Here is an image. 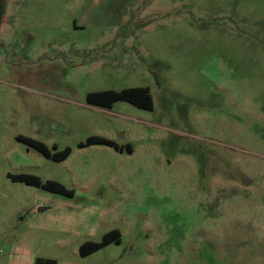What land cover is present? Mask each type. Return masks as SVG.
<instances>
[{
    "label": "rangeland",
    "instance_id": "374dc122",
    "mask_svg": "<svg viewBox=\"0 0 264 264\" xmlns=\"http://www.w3.org/2000/svg\"><path fill=\"white\" fill-rule=\"evenodd\" d=\"M5 22L0 264H264V0H6ZM131 88L152 110L87 101Z\"/></svg>",
    "mask_w": 264,
    "mask_h": 264
},
{
    "label": "trees",
    "instance_id": "16d2710c",
    "mask_svg": "<svg viewBox=\"0 0 264 264\" xmlns=\"http://www.w3.org/2000/svg\"><path fill=\"white\" fill-rule=\"evenodd\" d=\"M4 14L5 0H0V24L2 22ZM87 101L90 105L103 108H111L115 103L124 101L142 110H152V97L148 88H131L125 89L121 92L107 91L92 93L88 95ZM17 141L19 143L27 145L37 153L54 162L66 161L72 153V150L70 148H66L62 152L51 153L43 143L22 136L17 137ZM91 146H104L109 147L120 154L124 152H127L130 155L133 154V149L131 147L128 146L126 148H123L117 145L114 141L103 137H91L87 139L85 143L79 144L80 149L88 148ZM54 149H57V147L55 146ZM9 178L13 182L23 183L30 187H36L51 194L68 198H72L74 196V191L69 190L60 183L54 181L42 182L38 177L30 175L9 176ZM120 239V232L118 230H113L107 233L100 243L87 242L83 244L80 248V255L83 258L88 257L114 242H117L119 244ZM35 264H57V262L53 260L39 259Z\"/></svg>",
    "mask_w": 264,
    "mask_h": 264
},
{
    "label": "crops",
    "instance_id": "0c3cea01",
    "mask_svg": "<svg viewBox=\"0 0 264 264\" xmlns=\"http://www.w3.org/2000/svg\"><path fill=\"white\" fill-rule=\"evenodd\" d=\"M5 4H6V0H5ZM5 27H6V22H5V14H4V17L2 19V22L0 24V31L1 30H5ZM0 61H1V58H0ZM94 147H98V146H94ZM105 148V147H104ZM106 148H109V147H106ZM105 148V149H106ZM23 175V174H22ZM45 210V209H44Z\"/></svg>",
    "mask_w": 264,
    "mask_h": 264
},
{
    "label": "water",
    "instance_id": "95a60500",
    "mask_svg": "<svg viewBox=\"0 0 264 264\" xmlns=\"http://www.w3.org/2000/svg\"><path fill=\"white\" fill-rule=\"evenodd\" d=\"M250 183V181L247 179V178H245V181H244V185H247V184H249ZM40 211H43V209H41Z\"/></svg>",
    "mask_w": 264,
    "mask_h": 264
},
{
    "label": "built area",
    "instance_id": "2783aa9c",
    "mask_svg": "<svg viewBox=\"0 0 264 264\" xmlns=\"http://www.w3.org/2000/svg\"><path fill=\"white\" fill-rule=\"evenodd\" d=\"M1 255H2V252L0 251V257H1Z\"/></svg>",
    "mask_w": 264,
    "mask_h": 264
},
{
    "label": "flooded vegetation",
    "instance_id": "af4514ba",
    "mask_svg": "<svg viewBox=\"0 0 264 264\" xmlns=\"http://www.w3.org/2000/svg\"><path fill=\"white\" fill-rule=\"evenodd\" d=\"M113 231V230H112Z\"/></svg>",
    "mask_w": 264,
    "mask_h": 264
}]
</instances>
